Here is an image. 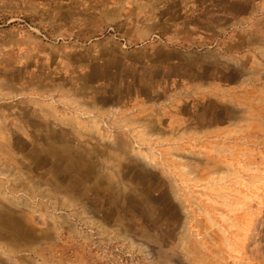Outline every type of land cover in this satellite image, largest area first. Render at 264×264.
<instances>
[{"label": "rangeland", "instance_id": "1", "mask_svg": "<svg viewBox=\"0 0 264 264\" xmlns=\"http://www.w3.org/2000/svg\"><path fill=\"white\" fill-rule=\"evenodd\" d=\"M199 3L0 0V264H264V2Z\"/></svg>", "mask_w": 264, "mask_h": 264}, {"label": "crops", "instance_id": "2", "mask_svg": "<svg viewBox=\"0 0 264 264\" xmlns=\"http://www.w3.org/2000/svg\"><path fill=\"white\" fill-rule=\"evenodd\" d=\"M182 1H188V2H191V1H194L195 2V7L198 8L200 6V3L199 2H203L205 0H182ZM215 1V4L217 6V9H219L220 7H223V9L225 10L226 9V16L227 18L229 17L228 15V12H229V9L232 10V2L233 0H214ZM264 2V0H261ZM264 4V3H263ZM201 9V7H200ZM149 17V16H148ZM233 17V16H232ZM150 18V17H149ZM170 20V18H168ZM240 20V19H237V21ZM161 21V19H160ZM232 21H233V18H232ZM236 22L235 20L233 21V23ZM233 23L228 26V25H225L227 27H221V24L220 26L217 25V26H207L205 25V27L201 26V27H195V26H191L190 28L192 29H189V30H193L196 34H199V37L197 36L196 37V41L199 42V39L203 40L204 39V35L205 34H208V33H213V34H227V35H230L233 33V30H234V26H233ZM221 27V28H220ZM160 30H164V33H179V34H182V33H186L187 32V29H185L184 26H179V27H176L175 24L172 25V24H169V25H163V26H159L158 27ZM170 28V29H169ZM176 28H179L176 29ZM212 29V30H211ZM184 43H186V41H183ZM170 52L171 53H178V56H181L183 55V51H182V48L181 47H170ZM178 49V50H177ZM183 60V59H182ZM184 62V65H185V62H186V59L184 58L183 61L180 60L179 64L182 65ZM90 77V76H89ZM84 80H82L81 82H79V84L77 85H74V97L71 99L72 100V104H74L75 107L77 108H74V109H81V110H85V107L86 104V100L89 99L88 97L85 98L86 96H88V94H90V83L88 81V75H83ZM90 79V78H89ZM98 100H97V103H98V113L99 115H102L103 112H102V82L100 81L99 82V86H98ZM107 101H106V98L104 97V100H103V107H105L104 105H106ZM110 103H114V105H117L119 103H121V101L119 100V102H117L116 100V97H114V101H111ZM71 121V119H69ZM72 120L75 122V123H78V120L75 116H72Z\"/></svg>", "mask_w": 264, "mask_h": 264}]
</instances>
